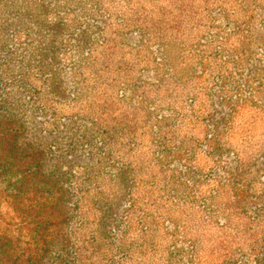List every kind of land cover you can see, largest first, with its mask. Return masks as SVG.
Wrapping results in <instances>:
<instances>
[{"label": "rangeland", "instance_id": "374dc122", "mask_svg": "<svg viewBox=\"0 0 264 264\" xmlns=\"http://www.w3.org/2000/svg\"><path fill=\"white\" fill-rule=\"evenodd\" d=\"M20 125L14 176L50 184L0 179V264H31L19 243L33 264H264V0H0V133ZM22 185L49 189L44 235Z\"/></svg>", "mask_w": 264, "mask_h": 264}, {"label": "trees", "instance_id": "16d2710c", "mask_svg": "<svg viewBox=\"0 0 264 264\" xmlns=\"http://www.w3.org/2000/svg\"><path fill=\"white\" fill-rule=\"evenodd\" d=\"M91 57V54H88V56H86L85 58L87 60H89ZM81 74V72H79ZM126 87L125 86H122V89L121 90H118L117 92V97L119 96L120 99L124 100L126 99L127 97V94H126ZM239 100L237 101H234V103H238ZM148 113V112H147ZM149 114H150V110H149ZM235 117V115L233 114L232 117H231V120H233ZM94 124L101 126V122L102 120H100L99 116H94ZM101 121V122H100ZM208 125V124H207ZM22 125H20L16 130L12 131V132H9V137L12 138L10 139V141H8V136L7 134L5 133V131H3V133H0V168H3L1 171H0V179H3L4 178V175H5V181H10L12 180L11 178L14 176V173H13V167L15 166L16 162L18 160H16L17 158L18 159H24V157L26 158L27 156H22V158H19L18 157V153H19V140H18V131H20V128H21ZM121 129V128H120ZM109 137V135H108ZM208 137V136H207ZM116 138H115V134L112 133V135H110L109 137V141L111 143L115 142ZM212 140V139H211ZM10 142V143H9ZM108 145H109V148H108ZM107 158L110 160L112 158H118V154L116 152V150L114 149V143L113 145H111L108 140H107ZM22 155V154H20ZM34 160V159H33ZM34 161H31V164H29L27 167V169L25 170H20L18 171L14 178H15V185L18 184V182L20 181L19 179V175H22L23 174V177L27 180H29V178H33V181L34 179L38 178L40 176V174L42 173L43 175V180L46 181L45 184H50L47 180L46 177H48L46 174H45V170H44V167L43 165H39V164H36V163H33ZM30 163V162H29ZM35 167V169H34ZM124 167V170L126 169L127 173H132L133 172V168H132V164H131V160L127 159V160H122V168ZM33 168V170H32ZM123 170V171H124ZM132 170V171H131ZM19 174V175H18ZM3 175V176H2ZM18 175V176H17ZM107 176L108 178L107 179H111V178H115V175H113L112 173H110V171H108L107 169ZM29 177V178H28ZM45 177V179H44ZM134 179L132 178V181ZM139 182V180L136 178V181H135V184ZM134 184V185H135ZM23 188H24V185H22L21 187H19V189H17V192L14 190L13 191V198L14 201H15V205L18 204L19 206L21 205V207H24V210H25V220H26V224L29 223V225H31V230H33V236L35 234V231L37 232H40L39 234L40 235H44L43 233H41V231H45L49 228V225L51 224H47V221H48V218L46 217V213H44V209H45V206L47 207L48 209V212L47 214L49 213L50 211V208H51V200L50 198H47L46 197V194L47 192H49V189L47 190H40V192H36V191H33L29 192L28 194V191L25 190L23 192ZM45 192V193H44ZM130 192V190H129ZM129 192L127 194H129ZM42 194V195H45V197H39L38 194ZM131 196H132V193H131ZM34 200H37V204L35 205L33 202ZM23 204V206H22ZM131 206L132 204H130V209H131ZM33 218L30 219L28 218L29 215H33ZM68 213H64L63 215L65 216V220L64 221H67V219L69 218V214L67 216ZM49 215V214H48ZM73 217L75 215L71 214ZM28 216V217H26ZM28 221H31V222H28ZM71 221V220H70ZM46 223V224H45ZM26 227V225H25ZM38 234V236H39ZM19 236L16 237L17 239V242L19 243L20 241H18V239L20 240V238H18ZM37 236L35 235V238L33 239V241H35V244L33 243V247L34 245L37 244ZM38 248H40V244L38 246ZM32 248H28L25 246V248L19 243V245L17 246L16 248V256H15V262L17 263L18 260L22 257V256H25V259H27V263H31L33 264V261H32V257L31 256H27L28 255V251H32L34 252L33 250H31ZM31 252V254H32ZM36 254H39L41 251H35ZM36 262V261H35Z\"/></svg>", "mask_w": 264, "mask_h": 264}]
</instances>
